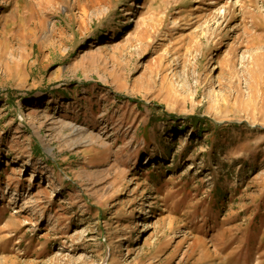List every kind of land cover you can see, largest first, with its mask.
Returning <instances> with one entry per match:
<instances>
[{
  "label": "rangeland",
  "instance_id": "374dc122",
  "mask_svg": "<svg viewBox=\"0 0 264 264\" xmlns=\"http://www.w3.org/2000/svg\"><path fill=\"white\" fill-rule=\"evenodd\" d=\"M0 264H264V0H0Z\"/></svg>",
  "mask_w": 264,
  "mask_h": 264
},
{
  "label": "trees",
  "instance_id": "16d2710c",
  "mask_svg": "<svg viewBox=\"0 0 264 264\" xmlns=\"http://www.w3.org/2000/svg\"><path fill=\"white\" fill-rule=\"evenodd\" d=\"M192 122H194V124H197L199 122L200 125H203L204 123H208L209 120L208 119H200L198 120L195 117H191Z\"/></svg>",
  "mask_w": 264,
  "mask_h": 264
}]
</instances>
